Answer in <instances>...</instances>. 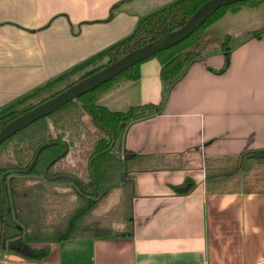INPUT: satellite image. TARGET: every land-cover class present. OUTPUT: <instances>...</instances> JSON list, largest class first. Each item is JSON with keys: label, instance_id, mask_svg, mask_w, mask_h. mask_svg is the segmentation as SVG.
I'll list each match as a JSON object with an SVG mask.
<instances>
[{"label": "crops", "instance_id": "obj_1", "mask_svg": "<svg viewBox=\"0 0 264 264\" xmlns=\"http://www.w3.org/2000/svg\"><path fill=\"white\" fill-rule=\"evenodd\" d=\"M175 0H0V109L130 35L139 19ZM206 38L229 35L230 61L215 50L164 85L156 57L138 80L99 104L124 112L116 152L133 159L127 235L51 243L40 261L0 251V264H263L264 192L209 193L205 161L264 148V1L225 14ZM188 181L183 193L174 186ZM185 187V188H186Z\"/></svg>", "mask_w": 264, "mask_h": 264}, {"label": "trees", "instance_id": "obj_2", "mask_svg": "<svg viewBox=\"0 0 264 264\" xmlns=\"http://www.w3.org/2000/svg\"><path fill=\"white\" fill-rule=\"evenodd\" d=\"M206 1L175 0L141 17L134 31L118 43L6 104L0 109V129L39 103L122 58L124 54L178 30ZM263 1L245 0L220 7L198 24L182 42L153 54L152 57H156L160 64L162 83L168 87L183 73L190 61L215 50L224 51L225 61L219 72L226 70L230 61L227 50L230 36L202 41L205 30L225 12H237L242 6L255 7ZM147 59L126 68L109 82L70 100L49 115L38 118L0 143V251L40 261L49 255L51 243L114 237L131 232V202L135 190L133 180L127 173L133 168V159L143 156L126 150L124 154L129 157L124 159L114 148L126 122L153 114L159 105L144 104L119 112L108 110L98 101L124 83L138 80L139 64ZM39 98L41 100L35 102ZM85 114L90 119L92 131L84 121ZM81 147L86 150L82 169L65 168L63 164L69 152ZM263 164L264 148L230 157L208 158L204 168V187L209 193L230 191L231 185L234 186L231 190L238 189L243 193L264 192V177L256 179L254 183L237 186L240 180ZM122 172L127 175L124 181L121 180ZM118 180L122 194L113 218L107 219L110 215L108 212L94 215L100 198L117 187ZM56 184H69L79 207L59 216L51 231L36 232V228H30L34 214L38 212L35 208L45 203L47 192L52 196L58 195L52 190ZM187 184L186 180L174 186V189L180 193L186 192L193 183L189 187H186ZM113 220H117L121 226H112Z\"/></svg>", "mask_w": 264, "mask_h": 264}, {"label": "water", "instance_id": "obj_3", "mask_svg": "<svg viewBox=\"0 0 264 264\" xmlns=\"http://www.w3.org/2000/svg\"><path fill=\"white\" fill-rule=\"evenodd\" d=\"M240 1L245 0H208L204 2L178 30L167 33L164 37L151 44L139 47L124 54L122 58L109 64L107 67L96 71L91 76L79 80L63 92L51 97L49 100L39 103L34 108L12 119V121L8 122L2 129H0V143L5 141L15 132L21 130V128L34 123L38 118L56 111L70 100L77 99L80 95L94 90L97 86L103 83L109 82V80L120 75L126 68L152 57L153 54L167 49V47L179 44L188 34L196 29L198 24L209 17L210 14L218 10L220 7H225V5ZM126 157H129V155H126L124 159H126ZM121 175V180L124 181L126 178L125 172H122Z\"/></svg>", "mask_w": 264, "mask_h": 264}, {"label": "rangeland", "instance_id": "obj_4", "mask_svg": "<svg viewBox=\"0 0 264 264\" xmlns=\"http://www.w3.org/2000/svg\"><path fill=\"white\" fill-rule=\"evenodd\" d=\"M206 40H211V39L206 38L204 34L202 37V41H206ZM39 100L41 99L39 98L35 100V102H38ZM83 117L89 130L92 131L93 127L90 123L89 117L86 114ZM84 149H85L84 147L83 148L81 147L79 149H72L67 156L66 162L63 164L64 167L65 168L69 167L70 169H74V170L82 169V167L85 164L84 162L85 158L83 157V155L85 154L86 150ZM114 150L116 151V146ZM128 176L130 177V175ZM260 177H264V164L260 165V167L257 170H253L247 177H245V179L240 180L238 182L240 185L237 186H241L242 184H246V183L248 184L254 183L255 180L260 179ZM116 184L118 185L117 187L108 190L109 191L108 194L100 198L98 202V208L95 209L93 212L94 215H98V214L104 215L105 213L108 212L110 215L107 217V219L110 220L113 218V216L116 213V210L119 207L117 204L122 194V190L119 187V180ZM231 186L234 187L233 185ZM53 189L58 193V195L52 196L50 192H47L48 196L46 197L45 203L39 204L35 208L38 212L34 214L30 228H36V232H40V230L51 231L54 224L58 220L59 216H62L68 211L74 210L77 207H79V204L77 203L76 200V196L70 192L71 188L69 184L68 185L56 184L53 185L52 190ZM62 194L64 196H61ZM111 224L115 228L121 226L117 220L116 221L113 220Z\"/></svg>", "mask_w": 264, "mask_h": 264}]
</instances>
